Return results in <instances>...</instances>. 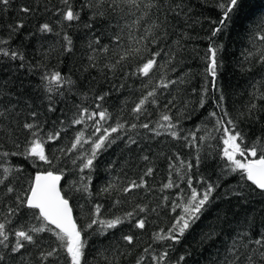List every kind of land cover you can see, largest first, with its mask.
<instances>
[{"label": "snow or ice", "instance_id": "1", "mask_svg": "<svg viewBox=\"0 0 264 264\" xmlns=\"http://www.w3.org/2000/svg\"><path fill=\"white\" fill-rule=\"evenodd\" d=\"M12 3L0 0V26L7 31L0 35V58L19 62L17 68L23 69L25 45L22 41L13 48L12 41L47 36L54 28L41 23L24 36L21 17L34 14L38 4L21 6L15 22L4 25ZM60 3L64 7L55 10L57 22H79L85 30L81 71H94L91 80L96 83L81 91L71 75L45 70L36 90L16 75L11 88L0 84V264H101L91 256V237L107 238L109 230L123 225L142 233L149 216L161 212L171 214L169 225L154 231L147 247L137 252L138 234H123L120 248L104 256L102 264H189L193 251L184 245L190 237L202 253L220 243L223 252L218 249L209 264H264V11L255 12L244 26L248 46L241 53L240 70L248 76L250 91L248 103L233 115L219 77L225 66L224 37L245 0H214L218 19L203 37L208 43L199 93L190 87L198 73L186 63L192 0H79V7L71 0ZM74 48L65 32L61 52L70 55ZM99 81L104 83L97 89ZM114 94L111 107L116 112L107 106ZM68 95L91 99L69 107ZM190 95L198 96L194 104ZM198 109L207 112L205 119L186 129L183 121L192 120ZM158 137L176 142L174 148L179 145L165 157L167 180L159 186L161 192L176 189L174 198L160 196L154 205L138 201L131 211L105 217L104 204L95 197L116 193L124 198L113 199L110 207H116L130 202L133 193L143 191L141 200L154 193L150 145ZM110 150L120 152L123 179L117 176L94 191L92 174ZM13 157L21 162L13 164ZM25 162L36 171L25 176ZM116 167V160L109 161L105 171ZM208 167L215 179L199 174ZM133 170L134 177L129 175ZM69 175L77 178L69 180ZM77 192L89 205L83 224L74 214L72 194Z\"/></svg>", "mask_w": 264, "mask_h": 264}, {"label": "trees", "instance_id": "2", "mask_svg": "<svg viewBox=\"0 0 264 264\" xmlns=\"http://www.w3.org/2000/svg\"><path fill=\"white\" fill-rule=\"evenodd\" d=\"M74 6L79 7V0H71ZM39 5L38 10L28 16H22L21 18L25 22V29L22 30L24 36H27L29 32H36L37 26L41 23H51L54 28V32L48 34L47 36L37 35L35 38L23 39L21 36H17L12 41V47L18 48L23 41L25 47L22 49L26 56V67L23 69H18L17 64L19 62H10L7 58H0V84H7L9 88L12 87L10 81L13 78V75L21 76L26 83L36 90L40 85V76L45 70H59L63 74L71 75L72 79L78 81V85H81V91L88 89L91 84L96 83L91 80L92 76H95L96 73L93 71L91 73L81 71L85 67L84 62V53H85V37L84 29L82 24L79 22H72L67 24V22L58 23V16L55 14L56 8L64 7L61 5L60 0H13L12 6L9 9V12L4 14L3 24L6 25L9 21L15 22L17 17L20 15L18 10L23 5H29L36 7ZM193 4V16L192 20L194 21L192 28H187V32L191 39L188 42V53L190 58L186 63L191 67L193 73H198L195 75L192 80L190 87L194 86L197 88V93L200 91L201 85L205 83V77L203 75L204 69V60L201 59L205 52L208 41L203 39L212 27L211 21L218 19L217 10H214V0H192ZM245 8L241 11L239 17L234 21L231 30L224 37V42L226 44V51L222 53L224 57V68L221 70V75L219 77L220 84L227 89L226 104L233 115H237L248 103L247 92L250 91L248 88V76L240 70V63L243 62L241 53L244 52L245 48L248 46L247 41L244 38V26L248 23V20L251 16L257 11H264V0H245ZM47 7L48 11H45ZM68 33L74 42L75 48L74 52L70 55H65L61 52L62 36L64 33ZM59 33L60 35H57ZM6 28L0 26V35L6 36ZM11 65L10 69L6 70V66ZM247 66V65H245ZM97 80L99 78L97 77ZM103 81H99L97 84V89L100 84H103ZM105 89L107 85H104ZM75 91V90H74ZM211 97V93L209 94ZM134 98V97H133ZM197 95H190V99L193 101V104L197 100ZM68 106L71 107L72 103H89L91 96L87 100L83 97H76L75 99L68 95ZM117 100L115 94L112 99L108 101V107L110 111L116 112V108H112L111 105L114 101ZM212 99H210L209 104L206 105L207 110H212ZM63 107L64 105H58ZM201 112L204 113L201 116ZM192 120H184L183 124L186 129H192L195 125L200 124L206 117L207 112L203 109H198L193 114ZM199 117V118H197ZM23 119V117H21ZM155 119V117H153ZM74 134V130L69 131L65 139L61 142L63 145L69 143V138ZM176 142L170 141L167 137H158L151 141V153L152 163L156 167V173L153 178H149V184L155 190L154 193H149L147 196L141 200L142 196H145L143 191L139 194L133 193L131 201L128 203H123L116 207H110L112 205L113 199H124L119 197L116 193H113L112 197L101 198L95 197L94 199L97 202L104 204L103 215L105 217H111L113 215H122L124 212L131 211L134 207V204L138 201L146 202L150 204H155L160 196H169L170 200L174 198V193L176 189H171L165 192L160 191V185L167 180L168 168L165 157L171 155L178 148L173 147V144ZM10 147V146H9ZM48 147V146H46ZM186 154L187 150H183ZM120 156L119 150H116L113 153L110 150L108 153L104 154L102 157V162L100 163L97 171L92 174V187L93 190H98L102 185L106 184L108 181L115 180L117 176H120L123 179L121 173V168L119 166L120 161L118 157ZM117 161V167L113 172L105 171V167L109 161ZM21 158L13 157L12 163L19 164ZM26 169L25 176L28 173L36 171L33 169L27 162L24 163ZM42 170V169H41ZM218 171V170H217ZM199 174L204 175L205 177H211L215 179L213 175V168H202L198 170ZM130 176H135V170L129 172ZM77 177L69 175L68 179H76ZM175 179V177H174ZM62 184L64 181L61 182ZM197 188L199 185L194 184ZM182 188H186V185H181ZM67 188V184H65ZM85 196L87 194H84ZM72 202L74 205V214L76 215L78 221L83 224L87 222L86 210L89 205L86 203L85 199L81 198V193L72 194ZM79 205H85V209L82 210ZM170 215L161 212L160 216L157 217L155 214L149 216V223L146 229L140 233L136 229H130L128 225L121 226V229L109 230L107 232V238L104 236H93L89 240L91 256H97L103 261V257L110 255L115 248H120L122 241L121 236L123 234H132L136 232L138 234L137 239V248L138 252L140 249L147 247L150 243L151 234L156 231L158 228H167L170 222ZM259 224V221H257ZM235 226V225H234ZM243 226V225H242ZM199 231V229H197ZM264 231V228L261 229ZM198 239V237H196ZM225 241L228 240L227 237L224 238ZM92 240H95L96 243L92 244ZM189 244L191 247L189 248ZM111 246V247H110ZM185 248H188L189 251H193V256L189 260V264H209L211 259H215V253L219 249L223 252V249L220 243H217L216 247L211 248L209 251H203L199 247L194 239L189 238L188 244L184 245ZM121 250H123L121 248ZM175 255V252L173 253ZM91 256L89 257L91 259ZM123 262V258L121 257Z\"/></svg>", "mask_w": 264, "mask_h": 264}]
</instances>
